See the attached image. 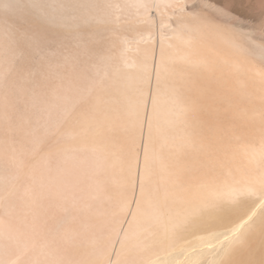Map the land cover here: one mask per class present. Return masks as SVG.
<instances>
[{"label": "bare ground", "instance_id": "obj_1", "mask_svg": "<svg viewBox=\"0 0 264 264\" xmlns=\"http://www.w3.org/2000/svg\"><path fill=\"white\" fill-rule=\"evenodd\" d=\"M154 1L0 0V10H6V13L7 10L16 13L19 10L30 11L48 25L75 29L90 22L118 25L123 18L133 19L146 14ZM156 2L168 7L177 6L176 0ZM4 15L7 14L3 12L0 17V43L5 36H8L9 42H3V45L8 43L5 50L2 51L3 45L0 49V66L3 69H0V78L15 64V58L14 62H7L12 64V68L10 64H5L8 56L4 57V54L12 58L19 49L15 48L17 42L12 36L15 35L11 31L13 22H9L12 18ZM191 31L185 32L181 26L173 28L170 35L160 36L158 43L151 27L134 29L132 34L115 29L109 33L104 31L108 43L100 51L90 49L89 43L84 41V32L66 33L72 36L69 37L72 43L66 45L67 35H58L61 33L54 31L55 34L50 35L56 45L50 48L40 46L45 51L42 53L46 60H51L37 66V70L33 64V70L44 80L46 92L53 96L52 101L47 98L45 102L44 98L42 102L51 110L47 112L54 139L47 152H41L45 158L39 154L38 161L47 159L51 163L49 170L53 172L49 173V177L46 173V177L52 189L59 178L58 191H64V195L66 190L74 191L78 193L75 199L78 197L83 201L91 195L99 204L94 209L97 220L85 222L90 231V235L86 233L83 236H90L88 241L85 240V247L76 252L67 250L69 254L66 252V261L71 264H264V70L222 54ZM99 38L101 40L100 36L97 40ZM46 42L49 43L48 40ZM88 52L95 54V58L89 62L93 83L90 86L86 83L87 87L84 82L90 77L87 78L86 68H81V57ZM3 64L9 66L7 71ZM217 67L236 73L237 83L234 82L241 85L243 91L228 94L231 97L219 111L216 122V114L211 112L214 115L211 119L207 104L200 100L203 97H195L191 89L198 84L200 77L204 79L206 70L214 72ZM52 70L55 76L50 78ZM22 72L19 74L21 79L25 75ZM29 73H26L25 79H28ZM53 78L56 82H49ZM83 87L92 96L89 103L76 98ZM33 88L37 89L38 85L28 90ZM12 89L11 92L14 91ZM237 93L239 96H235ZM0 95V118L11 120L9 112L12 110L7 114L9 118L3 115L11 103L7 97L2 98V92ZM41 97L39 94L38 98ZM2 102L4 108L8 105L5 111L1 109ZM3 153L0 148V180L7 170ZM34 174L29 175L35 178L39 175ZM11 189L15 193L16 187ZM52 189L49 193L43 191L44 188L35 190L31 194L33 200L28 201L48 197ZM2 193L0 190V206L3 205ZM67 196H63L64 202L71 198ZM91 202L90 206L93 205ZM4 205L6 208L13 207L9 202ZM22 208L17 209L19 217L24 213ZM69 212L66 217H70ZM30 221L33 222V219ZM63 223L67 228L68 222ZM59 224H62L61 221ZM38 227L39 224L28 228L15 225L3 213L0 214V264H34L38 253L41 254L37 249L43 251L46 247L43 246L49 241L48 234L45 236L48 241L39 239L43 230ZM76 228L72 227V230ZM76 234L71 233L69 237ZM53 239L49 242L55 245L57 242H51ZM45 249L47 252L52 250ZM32 250H37V255L31 253ZM58 256L57 263L61 261H57Z\"/></svg>", "mask_w": 264, "mask_h": 264}, {"label": "rangeland", "instance_id": "obj_2", "mask_svg": "<svg viewBox=\"0 0 264 264\" xmlns=\"http://www.w3.org/2000/svg\"><path fill=\"white\" fill-rule=\"evenodd\" d=\"M155 2H156V0L154 2H151V4L153 6L152 7L149 6L151 8L150 9L148 8V11L146 14L139 16L137 18H133L134 20L132 18L128 19V17L123 18V20H121V22L118 23V25L115 23H101V22H96V23L93 22V24H92V22H90L87 24H81L83 26L79 25L78 27H80V28L77 27L75 29L74 28H68V26L56 27L54 25H48L44 21L40 20L42 18L38 19L39 18L38 16H33V13H30V11H28V13H27V11H25V10L22 11V10L18 9L19 11L16 10L17 13L14 10H11L14 13L8 12L9 10H7V13H6L5 12L6 10L5 11L0 10V13L2 12L0 17L3 16V12H4V14H7V15H4V17L7 16V18H9V19L12 18L11 21H9L8 19L7 20L9 22H13V28H11L13 30H11V31H13V33L15 35H13L12 33L11 34L13 37L16 38V40L14 39L15 42L19 43V44L16 43L17 45L15 43H13V46L15 44V48L18 49V47H19V49L21 50L20 51L21 53H20L19 49H18L16 51L17 53L15 52L16 55L14 54L15 57L13 55L12 58L7 53L4 54L5 55L4 57L8 56L7 60L4 59V60H6V63L3 61V63H5V64H10V63H7L9 61L14 62L13 58H15V62H14L15 64H13V69H15L14 70L15 72L12 71L13 69H11V70L8 69L11 72L10 73L9 71H7V68L9 66L3 64L6 67L5 68L2 65L3 68H5L7 71V72H5V71H3V72L7 73V74L4 73L7 77H5L4 74H2L3 76H1L2 78H0L1 79L0 80V82H1L0 83V86H1L0 94L2 92V94H4V95H2V98L7 97V99L11 103L8 105H10V106L12 105L11 108H10V106L8 107V105H5V108L8 107L7 108L8 111L6 109L7 113L4 112V114H3V115L6 114V117L9 118L8 115L11 113L12 117L10 116V119L11 118L12 119L7 121V119L5 120V118H3V117H1L3 119L0 118L1 119V121H0V123H1V125H0L1 142L0 143L2 145V147H0V148H1V152L2 153L4 152L3 155L5 154L4 158H5L6 164L8 166V168L6 166L7 170H6V172L4 170L5 173L3 174V176L0 180V190H1V193L4 192V194L2 193L3 194V197H2V204L3 205L0 206V214L3 213L5 215V217L8 218V220L12 221L15 225L19 224L21 227H24V228H28L29 226H32V225L34 226V225L39 224V227H38L39 230L40 231H41V229L43 230V231H41V233L43 232L42 233L43 235H39V239L41 238L40 240H42V242L44 239L47 238V237L45 238V236H47V234H48V240L49 241L51 239L55 238V240L53 239L51 241V242L55 241V243L57 242L56 244L54 243L55 245H53L52 243H50L46 239V241H48L47 244L49 246L48 245L43 246V248L45 246H46L45 248H50L48 250H51V249L54 250L53 253H52V250L50 252H47V249H45V248L43 249V251H42V249H37L39 252H41V254L38 253L37 250L31 251V253L33 252V254H36V253L39 254V256H37V259L34 262V264H41V263L42 264H58L59 262H60V264L61 263L71 264L68 260L66 261V259H67L66 252H67V254H69L67 250H71L72 252L73 251L76 252V250L79 251V249H83L85 247V245L87 243L86 241H88V239L90 237L89 236L90 231H88V229L85 227V222H87V221H90V222L94 221L95 222L97 220V215H96V212L94 209H96V207L99 205V204L97 205L98 202L96 203L95 202L96 199L95 198L93 199V197L91 195L88 196L89 198L86 197V199H84V201H83V199L82 200L78 199V197L75 199V197H76L75 195L78 194L77 192H74V191L71 192L70 190H66V195H64L65 194L64 191H62V192H60L61 190L58 191L60 189V186H59L60 181H59L58 176H55L56 178H58V180H56V178L54 177L56 180V184L52 189V187H50V184H48V178H47L50 175L49 173L53 172L52 170L51 171L49 170L51 163L47 159L46 160L41 159L42 162L38 161V160H40V157L42 156V154L47 152L48 147L50 146V144L53 142V139H54V132L53 133L51 132L53 129L51 127H49L51 119H50V116L48 115V112L51 110H50L49 106L47 107V105H45L46 103L43 104L44 101L42 102V100L44 98H45L44 99L45 102H46L47 98L49 101H52L53 99L52 100H50V99L53 98V96L49 92L48 93L46 92L45 86L43 88L44 80H41V77H38L37 72H35L33 69L36 67L35 70H37V68L39 66H41L42 63L45 64L44 62H47V61L50 62L51 59L46 60L45 55L43 54V53H45V51L42 50L40 48V46L46 45V46H49V48H50V47H52V46L54 47L56 45L57 42L55 43V39H53V37H52L53 34H55L54 31L56 33L57 32L61 33L58 35L65 34L64 36H66L67 34H72V33L75 34L77 32L81 34L82 32H84L83 33L84 35L86 33L85 36L83 35L84 41H87V43H89L90 49L93 51H100L101 49L104 50L105 47L107 46L106 44L108 42H106L107 39L105 37L107 35H105V33H107V31L109 33L110 30L115 29V30H117V32L123 31L126 33L129 32V34H132V31L134 29L151 27L154 30V38L156 39V41L158 43L160 36H168L171 34L170 32H172L173 28H177V27L181 26V28L185 32H187L188 30H190V31L192 30L191 32L194 33L198 38L205 40V42L209 46H211L212 48H214L218 51H221L222 54L228 55L230 57H232V56L236 57L238 59H241L244 63L248 64L249 66H254L257 68L260 67L261 70H264V0H176L177 6L174 5L173 7H170V6L168 7L164 4L161 5L160 3H159V5H160L159 6L158 3L157 2L155 3ZM178 7H180V8H178ZM19 13L20 14L23 13V14L20 15ZM28 14H29V16H28ZM24 17H25V19H24ZM13 19H16V20L13 21ZM29 20H30V22H29ZM33 20H35V21H33ZM16 22H17V24H16ZM10 27H12V26H10ZM89 31L91 32V34H88ZM104 31H105V33H104ZM28 32L29 33L31 32V33L28 34ZM33 32H35V33H33ZM45 34H47V35L45 36ZM74 34H72V35H74ZM96 34L97 35L99 34V35L95 39ZM102 34L104 35L105 38L103 37ZM99 36L101 37V40L99 38L100 41L97 40ZM5 37H4L5 39L3 38L4 39L3 42H5V41L9 42L8 36H5ZM50 37H51V39L54 40V42H53V40L51 41ZM67 37L69 38L72 36L67 35ZM29 38H31L32 40ZM68 38H66L67 39L66 43H65L66 39L64 40L63 44L65 43L67 45L68 43H72L71 38H69V39ZM44 39L48 40L49 43L46 42V40L44 41ZM94 39H95V41H94ZM97 41H99V42H97ZM3 42L0 43V49H2L1 47L5 46L2 49V51L5 50L8 46L7 42H6L7 44L5 43L6 45H3L4 44ZM41 42H43V43H41ZM33 47L34 48L36 47L35 48L36 50ZM42 51H44V52L42 53ZM226 52H227V54H226ZM38 53H41V54H38ZM23 56H24V58H23ZM41 56H43V57H41ZM94 56H95V54H90V52H88V53H85V55H83L81 57V68H84V69L86 68L87 78L90 77L89 81L86 79V81L84 82V85H86V86H87V84H88V86H90L91 83H93V81L91 80L92 79V71L90 70L91 67L89 66L90 65L89 62L92 61V59L94 60V58H95ZM96 58H97V55H96ZM41 59H43V60H41ZM250 62H252V63H250ZM1 64L2 63L0 62V65ZM29 64H30V66L27 69L30 70L29 72H31V73H29L28 70L25 68ZM33 64L35 67L33 66ZM10 65L12 68V64H10ZM14 66H16L17 68H14ZM221 68L222 67H219V68L217 67L214 72L210 71V70H206L205 71L206 76L204 74V79H202V77H200L199 80L197 81L198 84L197 85L194 84L195 87L193 86V88H192L193 90L191 89V92H193L195 97H197V98H200L199 96H201V98L203 97V99H200V100H201V102H205V104H207L206 107L210 110V113L212 112V113L216 114L215 115V121L216 122L218 119L216 117L219 116V111L221 110V108L226 106L228 99H230V97H231V96H229L231 94V92L234 91L233 92V94H234L237 91H238V93H240L241 89L243 91V88L241 85H239V84L236 85V83H237L236 79L238 77V76H236V73H233L232 71H225L223 69L224 67L222 69ZM0 69H2L1 66H0ZM26 70H27V72H26ZM21 72H22V74H25V75H23L25 78H27L26 73H29L28 79H25L24 77H22V79H21V76L19 77V74ZM51 72L52 73L49 75L50 78H51V76L52 77L55 76L53 70ZM12 73H13L14 78L11 77ZM5 78L7 79L6 82H5V80H6ZM31 79H32V81H31ZM35 79H36V81H35ZM54 79L55 78H53V81H51L52 79H50L49 82H51V83L56 82L55 81L56 79L55 80ZM234 81H236V83ZM230 82H231V84H230ZM228 84H230L231 87ZM233 84L235 85V87L232 86ZM9 85H11V86H9ZM37 85H38L37 89L40 91H38L36 88H33V90L36 89V91H34V93H31V92H33V90H31V91H29V90L32 87H36ZM27 86H28V88H27ZM30 86H31V88H30ZM25 87L27 88V89H25L27 92L25 90H22ZM8 88H10V89L13 88L12 90L15 91V92L13 91L15 94L13 92H11V90ZM84 89H85L84 87L82 89H80L81 92L79 91L78 95H76V98L80 102L87 103V101H88V103H89V101H91L92 96H91V94L87 93V91H88L87 89L86 90H84ZM16 93L18 96L16 95ZM44 93L46 94L45 97H44V95H45ZM238 93L235 96H237V95L239 96ZM22 94H25V95H22ZM39 94H40V97L43 94V96H42L43 98L41 97L42 99L38 98ZM20 95L24 96V97L21 98ZM27 95L30 97H28ZM36 95L38 97H36ZM232 96H233V98L235 97L234 95H232ZM12 97H14V98H12ZM0 98H1V95H0ZM27 98L29 99L30 102L28 101ZM34 99H36V101ZM9 101H8V103H9ZM4 103H6V102H4ZM2 104H3V102H2ZM2 106H3V108H1L2 111L3 110L5 111L4 104ZM15 107H16V109H15ZM10 110H12L13 113ZM43 110L44 111L46 110L45 113L43 112ZM8 112H9V114H8ZM212 113L210 114V116H211V119H214V117H213L214 115L212 116ZM28 116H30L31 118ZM48 116H49V118H48ZM56 116H59V114ZM57 118L59 119V117H57ZM16 123H18V125ZM12 128H13V130H12ZM9 129H10V131H9ZM41 134H44V135H41ZM36 140L39 142H37ZM49 140H50V142H49ZM24 146H26V147H24ZM23 150H26V152ZM43 151H44V153L41 154V152H43ZM39 154H41V156ZM44 155L42 156V158H45ZM37 161L42 166L40 164L38 165ZM46 161H48V162H46ZM35 162H36V164H35ZM33 165L34 166L36 165L38 167V169H40L41 172L38 171V169H36L37 167L34 168ZM42 167L43 168L45 167L44 168L45 171L42 170L43 169ZM33 169H35V170H33ZM34 172L39 174V175H36V178L34 177L35 176ZM67 172H68V170H67ZM67 172L65 171V173H64L66 176H67ZM31 173L34 176L31 175L32 176L31 177L29 175ZM46 173H48V176ZM15 176L16 177L18 176V177L16 178ZM37 176H40V177H38L39 179L37 178ZM33 177L37 181V182L35 181V183L37 185L36 187H34L35 183L33 184V181H34ZM40 178L43 180H41ZM29 185L31 187H29ZM13 186L16 187V189H18V190L15 189V193H12L11 188ZM22 186H24V187H22ZM32 187H33L34 191H32L33 190V189H31ZM42 188H44L43 191H48L47 193H49V191H50L49 189L51 188L52 190H51L50 196L40 198V199L37 198L36 200L31 201V200H33L32 199L33 197L31 194L33 192L35 193V190H39ZM2 189H3V191H2ZM56 191L59 193H57ZM53 193L55 196L53 195ZM62 193H63V195H61ZM71 193H72V195H71ZM67 194H68V196H71V198H67L64 202L63 196H67ZM27 195L30 196V198ZM72 196L73 197L75 196L74 200L75 201L77 200V203H73L75 201L72 200L73 199ZM90 197L92 198V200ZM23 198H24V202H23ZM54 198L56 200H58V202L55 201ZM26 199H27V202H26ZM28 199H31V200H29V201H31L30 203H29ZM49 199H50V201H49ZM59 199H61V200H59ZM16 200H17V203H16ZM38 200H40V202H38ZM68 200H70V201H68ZM78 200L80 202H78ZM48 201L50 202L49 205H48ZM81 201H83V204H84V202L85 203H87L88 201L89 202L87 204H85L86 205L85 206L82 204ZM91 201H93V203ZM8 202H9V204H11L13 206L12 209H11V207L10 208L5 207L4 204L8 203ZM60 202H62V203H60ZM90 202L93 205L90 206ZM33 203H36V204L34 205ZM53 204H55L54 207H53ZM78 204L79 205L81 204V206H79ZM32 205H34L35 207L34 206L32 207ZM76 205H78L79 207ZM87 205H89L90 207ZM60 206H65V207H60ZM73 206H74V208H73ZM82 206H85V207L83 208ZM19 207H21V208L23 207L22 209L24 212L23 215L20 217H19V213L17 210V209H19ZM46 207L48 209H44ZM31 208H33V210ZM39 208L41 209L40 212H42V214L39 212V210H40ZM86 208H88V210H90V212ZM84 209H86V210L84 213H82L84 211ZM68 211H71V213H73L72 215H69V214H71L70 212L68 214V216H70V217L73 216L72 218L66 217ZM88 212H89V214H88ZM46 213H48V214H46ZM33 214L39 215V217L36 215L34 216ZM32 217H34V218H32ZM51 217H53V218H51ZM85 218H86V220H84ZM32 219H33V222L30 221ZM37 220L41 221V222H37ZM54 220H56V221H54ZM63 220H66V221H63ZM46 221H48L49 223ZM60 221L62 223L61 225L59 224ZM75 221H76V223H74ZM42 222H43V224H42ZM63 222H65V223L68 222L69 225L67 224L68 225L67 228ZM71 222H72V224H71ZM50 223H51V225H50ZM28 224H29V226H28ZM63 225L65 228L63 227ZM70 225L72 227L77 226L79 228V230H78V228H76L77 230L73 229L74 232L75 231L77 232V234L75 236H77L79 234V237L77 236L76 239H74L75 238L74 235H72V237H69V236H71V233L72 234L76 233V232L75 233L73 232L72 227ZM56 226H58V228H56ZM70 228L72 231H70ZM35 229H36V226H35ZM45 229H47V230H45ZM66 229H68V230L66 231ZM51 231H53V232H51ZM54 231H56V233ZM50 233H52L53 236L56 235V237H58V238L53 237L52 234H50ZM86 233L87 234L89 233L88 237H83V236H85ZM49 234L51 236H49ZM73 239H74V241H72ZM82 239L84 241H82ZM68 241L71 243V245ZM72 243L75 246V248L72 245ZM63 244H64V246H63ZM69 246H71V247H69ZM77 246H79L80 248L79 247L77 248ZM51 247H53V248H51ZM40 248H42V247H40ZM58 249H60V252ZM57 250H58V254L56 253ZM46 252H47L48 256H46V254H45ZM72 252H70V253H72ZM55 254H56V256H55ZM57 256L60 257L57 259V261L61 260L58 263L55 262ZM43 257H44V260H43ZM51 257H52V259H51ZM49 258L51 260H49Z\"/></svg>", "mask_w": 264, "mask_h": 264}]
</instances>
